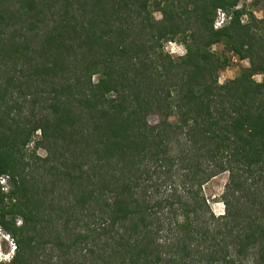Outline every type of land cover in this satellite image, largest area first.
Masks as SVG:
<instances>
[{
  "label": "trees",
  "instance_id": "1",
  "mask_svg": "<svg viewBox=\"0 0 264 264\" xmlns=\"http://www.w3.org/2000/svg\"><path fill=\"white\" fill-rule=\"evenodd\" d=\"M257 9L264 0H0V178L12 187L0 183V225L17 244L0 264H264ZM227 52L249 64L221 82ZM225 172L216 214L204 186Z\"/></svg>",
  "mask_w": 264,
  "mask_h": 264
},
{
  "label": "rangeland",
  "instance_id": "2",
  "mask_svg": "<svg viewBox=\"0 0 264 264\" xmlns=\"http://www.w3.org/2000/svg\"><path fill=\"white\" fill-rule=\"evenodd\" d=\"M256 12H263V11L257 9ZM176 44L178 46L184 47L183 44H181L179 42H176ZM217 46H218L217 47V51L218 52H222V51L225 50L223 44H217ZM166 51H168V50H166ZM227 53H228L229 56H231L232 63H231L230 66H228L227 68H225L224 70L221 71V73H220V79H219L221 82H225V81H227L229 79H232V78L236 77L240 73L242 66L249 64V63H247V64L245 63V61L248 62V60L239 61L238 57L235 54H233L232 52H227ZM179 54L180 53H174L172 55L177 57V56H180ZM222 75H224V76L222 77ZM258 77H259L260 80H262V76L261 75H258ZM158 120L159 119H158L157 115H155V114H152L149 117V122L151 124L157 123ZM30 149H32V144L30 146ZM38 154L45 155L46 152L43 149H39L38 150ZM228 178H229V174H228V172H225L223 174H220V175L214 177L208 184H206L204 186V192H205L207 198L209 199L210 204L213 207V209H214V211H215L216 214H221V213H224L225 212V204L221 200V197L220 196L222 195V193H223V191L225 189V185H226V183L228 181ZM0 227H2V226L0 225ZM11 237H12V240H13V236L12 235H11ZM3 248H4V250H8L9 249V245L8 244H5L3 246ZM251 259L252 260H249V262H248L249 264H257L253 260L254 257L251 258Z\"/></svg>",
  "mask_w": 264,
  "mask_h": 264
},
{
  "label": "clouds",
  "instance_id": "3",
  "mask_svg": "<svg viewBox=\"0 0 264 264\" xmlns=\"http://www.w3.org/2000/svg\"><path fill=\"white\" fill-rule=\"evenodd\" d=\"M240 7H242V5L238 4L237 8L239 9ZM255 15L257 16L258 19H264V12H256ZM154 16L158 20L163 19V13L156 12V13H154ZM219 17L220 18H219L218 22L215 25V28L217 30H219V28L222 27L225 24L226 20L229 21V17H228L227 13L223 9L219 10ZM249 22H250V18L248 17L247 14H245V15H243L241 17V24H247ZM175 42H177V41H173L170 44L167 43L166 46H165L166 50H168V51L170 50L169 51L170 54H174L172 52H177V53H182L183 55H186L187 54L186 48L182 47V46H178ZM217 47L218 46L216 44H213L212 45V51H217ZM179 55H181V54H179ZM245 63L247 64L248 62L245 61ZM253 79L256 80L258 83L264 82V81H261L259 79L258 75H256V74L253 75ZM93 80H94L95 83H99V79H98V77L96 75H93ZM4 183H6V181H4ZM7 183H8V180H7ZM3 190L5 192H11L12 191V187H11V185L8 184V187L3 189ZM17 221H18L20 226H23V218L22 217L18 218ZM5 244L9 245V249L8 250H4L3 246ZM16 251H17L16 241L14 240V238L12 240L11 234L6 232L4 230V228L0 227V261L10 262L13 259L14 255L16 254Z\"/></svg>",
  "mask_w": 264,
  "mask_h": 264
},
{
  "label": "built area",
  "instance_id": "4",
  "mask_svg": "<svg viewBox=\"0 0 264 264\" xmlns=\"http://www.w3.org/2000/svg\"><path fill=\"white\" fill-rule=\"evenodd\" d=\"M229 17V16H228ZM219 16H218V18H217V21H216V23L218 22V20H219ZM226 22V21H225ZM216 25V24H215ZM173 41H170L168 44H170V43H172ZM176 43V42H175ZM172 52V51H171ZM172 53H177V52H172ZM181 55H183L182 53H180ZM224 75H222V77H223ZM7 180H8V176H2L1 178H0V183L3 185V188L5 189V188H7L8 187V183H7ZM4 181H6V183H4Z\"/></svg>",
  "mask_w": 264,
  "mask_h": 264
}]
</instances>
